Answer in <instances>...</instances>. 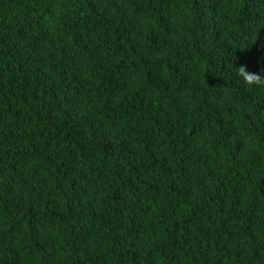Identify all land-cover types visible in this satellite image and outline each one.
Wrapping results in <instances>:
<instances>
[{"label": "trees", "instance_id": "trees-1", "mask_svg": "<svg viewBox=\"0 0 264 264\" xmlns=\"http://www.w3.org/2000/svg\"><path fill=\"white\" fill-rule=\"evenodd\" d=\"M264 0H0V264H264Z\"/></svg>", "mask_w": 264, "mask_h": 264}, {"label": "clouds", "instance_id": "clouds-1", "mask_svg": "<svg viewBox=\"0 0 264 264\" xmlns=\"http://www.w3.org/2000/svg\"><path fill=\"white\" fill-rule=\"evenodd\" d=\"M237 75L243 80L244 84L249 87H261L264 86V76L249 72L247 70V65L241 64L236 68Z\"/></svg>", "mask_w": 264, "mask_h": 264}]
</instances>
